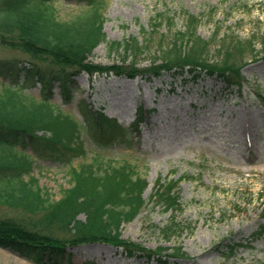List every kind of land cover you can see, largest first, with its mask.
<instances>
[{
	"label": "rangeland",
	"instance_id": "374dc122",
	"mask_svg": "<svg viewBox=\"0 0 264 264\" xmlns=\"http://www.w3.org/2000/svg\"><path fill=\"white\" fill-rule=\"evenodd\" d=\"M54 6L62 20L74 17L80 10L70 0H56ZM181 10L200 17L197 32L202 38L213 35L215 23L223 33L234 30L243 39L264 32V0H106L103 31L107 41L119 42L131 36L143 41V30H150L151 18L160 11L170 12L180 28ZM160 31H167L165 24ZM89 58L97 65L120 63L119 58L109 54L106 43L99 44ZM2 60L19 61L28 68L42 65L29 60L24 52L0 47ZM246 62L242 72L247 82L241 89L226 87L217 78L209 77L194 85L175 82L168 75L149 81L140 76L90 77L82 73L75 79L73 103L63 102L58 87L52 102L83 123L85 106L92 111L102 109L132 132L129 137L133 145L117 143L101 151L92 138L84 136L87 155L66 165L54 159H40L30 148L1 149L0 161L25 163L30 170L25 180L35 178L43 195L54 201L71 188L73 169L95 160L102 166L108 161L136 164L149 183L144 192L146 207L122 226L121 238L153 250L182 246L186 253L182 259L148 261L127 258L122 249L109 245H85L68 250L74 264L88 260L96 264H264V234L252 238L264 225L260 216L264 202V107L254 100L255 91L264 95V58ZM147 63V58H142L139 66ZM4 82L0 76V93ZM25 93L41 96L39 86L26 89ZM140 111L144 114L138 120ZM158 178L180 180L182 213L173 216L164 206L150 201ZM22 214L20 208L0 204V217ZM172 217L177 224H193V230L186 229L181 237L167 239L159 228L165 227ZM223 239L249 245L240 248L234 258L226 259L221 255L222 249L216 247ZM0 264L36 263L0 247Z\"/></svg>",
	"mask_w": 264,
	"mask_h": 264
},
{
	"label": "trees",
	"instance_id": "16d2710c",
	"mask_svg": "<svg viewBox=\"0 0 264 264\" xmlns=\"http://www.w3.org/2000/svg\"><path fill=\"white\" fill-rule=\"evenodd\" d=\"M55 1L0 0V47L19 50L29 60L42 63L28 68L19 61H0V76L6 83L0 93V151L6 146L30 148L40 159L66 165L87 155L84 136L92 138L101 151L117 143L133 145L129 137L132 132L102 109L92 111L85 106L83 123L52 102L58 87L63 102L73 103L75 79L82 73L90 77L140 76L149 81L168 75L175 82L194 85L209 77L226 87L241 89L247 82L242 72L246 61L264 58V32L243 39L234 30L223 33L215 23L213 35L202 38L197 32L200 17L188 11L180 12V28L170 12L160 11L151 18L150 30H143V41L131 36L118 42L107 41L103 31L106 0H70L80 10L64 20L57 17ZM164 24L167 31L161 32ZM101 43H106L110 55L120 59L119 64L97 65L89 60ZM142 58L148 63L139 66ZM38 86L40 98L25 93ZM254 100L264 107L261 92L255 91ZM143 114L140 111L138 120ZM25 165L11 159L0 161V204L23 210L20 217H0V247L36 264H74L69 249L96 244L122 249L130 259L167 261L186 257L182 246L153 250L121 238L122 226L146 207L144 192L149 183L136 164L108 161L102 166L95 160L73 169V184L57 201L43 195L35 178L25 180L30 173ZM179 181L158 178L150 197L173 216L183 212ZM260 210L264 219V202ZM186 229L193 230V224H177L175 217L159 228L167 239L181 237ZM262 234L264 225L252 238ZM246 245L249 243L223 239L216 247L222 249L224 258L232 259ZM85 264L96 263L88 260Z\"/></svg>",
	"mask_w": 264,
	"mask_h": 264
}]
</instances>
